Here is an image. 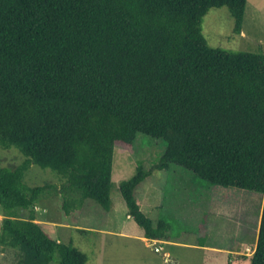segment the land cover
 Instances as JSON below:
<instances>
[{
    "label": "trees",
    "instance_id": "16d2710c",
    "mask_svg": "<svg viewBox=\"0 0 264 264\" xmlns=\"http://www.w3.org/2000/svg\"><path fill=\"white\" fill-rule=\"evenodd\" d=\"M247 2L0 0V147L26 158L0 167V247L17 251V264H88L46 232L37 204L60 195L66 215L108 214L116 143L132 150L140 134L166 143L159 163L138 164L119 186L148 240L171 231L136 195L154 171L179 166L264 195V53L214 48L203 33L210 10L226 7L241 34ZM32 165L63 182L29 186ZM250 264H264V203Z\"/></svg>",
    "mask_w": 264,
    "mask_h": 264
},
{
    "label": "rangeland",
    "instance_id": "374dc122",
    "mask_svg": "<svg viewBox=\"0 0 264 264\" xmlns=\"http://www.w3.org/2000/svg\"><path fill=\"white\" fill-rule=\"evenodd\" d=\"M234 28L226 7L210 10L203 23L204 36L214 48L264 53V0H248L242 33L236 34ZM126 148L116 143L110 213L92 208L66 215L60 195L37 204V221L52 238L85 253L88 264H232L229 256L214 251H229L243 243L251 246L246 253L254 254L264 195L212 186L179 166L154 171L136 189L142 211L154 225L163 219L171 226L170 241L142 240L143 231L127 216L119 186L136 174L138 164L149 170L159 163L166 143L140 134L132 150ZM25 160L17 148L0 147V167L14 169ZM24 181L31 187L59 186L63 178L51 169L32 165ZM27 215V211L22 214ZM3 218L0 207V228ZM18 256L17 251L0 247V264H17ZM250 263L251 259H244L234 264Z\"/></svg>",
    "mask_w": 264,
    "mask_h": 264
},
{
    "label": "crops",
    "instance_id": "0c3cea01",
    "mask_svg": "<svg viewBox=\"0 0 264 264\" xmlns=\"http://www.w3.org/2000/svg\"><path fill=\"white\" fill-rule=\"evenodd\" d=\"M140 207H141V210H142L141 200H140ZM112 209H113V207H112ZM127 211H128V209H127ZM127 216L129 217V215H127ZM110 232H112V231H110ZM143 234H144V231H143ZM142 240H145L146 242H149V241H153V242H165V241H158V240H148L144 236H143ZM256 242H255V249H256V244H257ZM248 250L251 251V246L249 244H247V243H243L242 245L239 246V248H236V249H232V250H229V251L226 250V251H214V252L225 254V255H227V257L229 256L228 259L230 258L229 259L230 262L232 264H234V263L237 262V260L240 261V260H244L245 259V261L246 260H249L250 261V259L252 258L253 254L246 253ZM240 256L242 258H240Z\"/></svg>",
    "mask_w": 264,
    "mask_h": 264
}]
</instances>
